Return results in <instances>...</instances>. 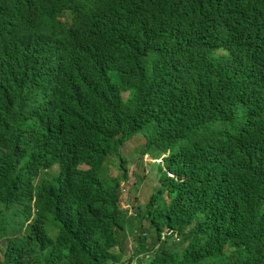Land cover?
<instances>
[{
  "label": "clouds",
  "instance_id": "clouds-1",
  "mask_svg": "<svg viewBox=\"0 0 264 264\" xmlns=\"http://www.w3.org/2000/svg\"><path fill=\"white\" fill-rule=\"evenodd\" d=\"M0 9L1 223L19 224L36 249L30 229L48 219L88 240L70 209L101 195L120 217L91 247L113 256L106 264H264V0H2ZM148 69L155 97L141 130ZM147 157L159 164L155 187L144 182ZM186 172L202 182L196 201L181 197ZM15 173L30 200L13 195ZM167 177L174 194L150 220ZM190 223L203 230L194 248L182 233ZM9 247L0 240V261Z\"/></svg>",
  "mask_w": 264,
  "mask_h": 264
},
{
  "label": "trees",
  "instance_id": "trees-1",
  "mask_svg": "<svg viewBox=\"0 0 264 264\" xmlns=\"http://www.w3.org/2000/svg\"><path fill=\"white\" fill-rule=\"evenodd\" d=\"M2 0H0L1 2ZM26 2L29 0H19ZM45 2L47 0H39ZM161 12L160 21L166 23L164 13ZM3 13L0 9V17ZM137 45L136 47H138ZM140 70L139 74L142 76V80L147 84H143L139 91V102L135 110L136 122L141 126V130H144L147 126V117L142 114V108L144 107L149 112L147 103L155 97V93L151 91L150 80L151 76L155 73L153 69H148L145 73ZM10 133L14 134L18 130L19 125L16 122H10ZM52 147L58 151L69 152L68 144L64 147H57L52 144ZM1 158L4 160L9 159L8 154H4V151L0 149ZM189 178L190 190L182 193L181 197H193L196 201L201 194L203 185L201 180L193 173L186 172ZM12 186V193L18 200H30L32 195L28 190V187L20 182L17 178L16 173L10 178H7ZM250 182L257 183V178H249ZM174 194V185L172 180L167 177L164 182V187L159 195H157L151 205L148 208L146 218L153 220L159 216V209L164 205L166 196H172ZM82 196V194H80ZM70 211L77 216H80L88 228L83 230V233L89 234L88 240L71 239L69 235L60 232L58 227V220L52 226L50 219L48 222L38 224L30 229L31 236L40 244L42 247L36 249L35 245L31 243V239L27 236H23L17 228L19 224L12 228V221L8 223L0 222V240L9 239L13 248L9 247L4 259L0 261V264H106L113 256L107 252L102 257H96L91 253V247L93 244H99L106 241V237L110 232V225L120 220L119 213L114 205H108L107 200L101 196L96 195L84 201L81 206L72 208ZM153 229L156 231L158 236H161L162 229L153 224ZM144 232V227L141 228ZM126 231V230H124ZM134 234L133 232H131ZM182 233L184 234V242L191 248L197 246L198 241L202 237L203 230L200 224L190 223L185 225ZM21 238L23 246H19L15 243L16 239ZM141 243L138 250H141ZM245 243V239L240 237L238 244L242 245ZM117 245L116 236L113 235L109 240V247L113 248ZM24 246L26 252H24Z\"/></svg>",
  "mask_w": 264,
  "mask_h": 264
},
{
  "label": "rangeland",
  "instance_id": "rangeland-1",
  "mask_svg": "<svg viewBox=\"0 0 264 264\" xmlns=\"http://www.w3.org/2000/svg\"><path fill=\"white\" fill-rule=\"evenodd\" d=\"M138 163L137 160L133 161V166H136ZM142 168H148L149 170V176L144 180L145 185L148 187H155V185L158 184L159 179L161 178V175L159 173L158 167L159 164L156 162V160L153 159V157H147L142 161ZM138 169V166L136 167ZM151 169V170H150ZM152 169L155 170V172L152 171ZM147 180L151 182L152 184H148ZM152 188H148L144 190L141 194L142 197V202L147 203L148 202V197L152 195Z\"/></svg>",
  "mask_w": 264,
  "mask_h": 264
}]
</instances>
